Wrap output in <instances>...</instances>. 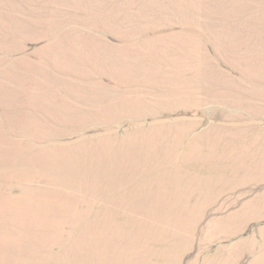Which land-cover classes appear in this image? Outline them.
Listing matches in <instances>:
<instances>
[{
    "label": "rangeland",
    "instance_id": "obj_1",
    "mask_svg": "<svg viewBox=\"0 0 264 264\" xmlns=\"http://www.w3.org/2000/svg\"><path fill=\"white\" fill-rule=\"evenodd\" d=\"M0 264H264V0H0Z\"/></svg>",
    "mask_w": 264,
    "mask_h": 264
}]
</instances>
